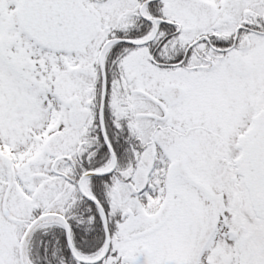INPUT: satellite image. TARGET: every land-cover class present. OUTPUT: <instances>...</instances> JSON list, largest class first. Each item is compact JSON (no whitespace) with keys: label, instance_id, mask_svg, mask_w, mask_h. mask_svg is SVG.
I'll return each mask as SVG.
<instances>
[{"label":"snow or ice","instance_id":"1","mask_svg":"<svg viewBox=\"0 0 264 264\" xmlns=\"http://www.w3.org/2000/svg\"><path fill=\"white\" fill-rule=\"evenodd\" d=\"M0 264H264V0H0Z\"/></svg>","mask_w":264,"mask_h":264}]
</instances>
